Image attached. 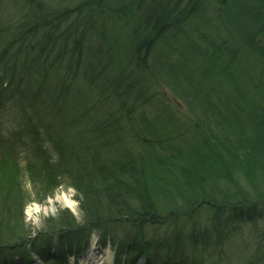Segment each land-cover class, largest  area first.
I'll return each mask as SVG.
<instances>
[{"label":"trees","instance_id":"trees-1","mask_svg":"<svg viewBox=\"0 0 264 264\" xmlns=\"http://www.w3.org/2000/svg\"><path fill=\"white\" fill-rule=\"evenodd\" d=\"M67 1L0 0V103L16 97L27 133L55 152L39 149L47 173L31 172L32 191L46 201L68 181L84 218L60 209L42 231L128 226L132 262L168 264L136 229L207 216L172 264H264V0ZM174 176L183 187L167 190ZM15 196L0 198V245L23 254ZM49 249L32 250L53 264Z\"/></svg>","mask_w":264,"mask_h":264},{"label":"rangeland","instance_id":"rangeland-1","mask_svg":"<svg viewBox=\"0 0 264 264\" xmlns=\"http://www.w3.org/2000/svg\"><path fill=\"white\" fill-rule=\"evenodd\" d=\"M8 2H11V0H6ZM49 1V0H47ZM59 1V2H58ZM64 3V0H62ZM21 2V1H20ZM56 5L59 4L61 5V0H55ZM77 0H68L67 4L69 5H73V3H76ZM22 4V2H21ZM65 4V3H64ZM26 5V4H25ZM56 5H52V8H55ZM15 8V7H14ZM210 10V9H209ZM1 14V13H0ZM18 19H20V16H18V14H20L19 12L16 13ZM87 14H83L80 18L83 20L86 17ZM111 17L112 15L109 14ZM3 14L0 15V19L3 18ZM88 16V15H87ZM113 18V17H112ZM119 20V18H116ZM3 21V20H2ZM97 17H94V21L93 24L90 26H94V28H98L97 26H100L102 28H105L108 25V22L110 21L109 19H104V21L100 20V22L97 24ZM128 24V23H127ZM130 25H126V27L128 28ZM76 33V37L78 39H84L87 38L88 34L85 33L84 31H82V29H80V31H78L77 29L75 30ZM126 36V35H125ZM8 40L6 39V37H0V42L6 43ZM91 41V40H90ZM104 45V44H103ZM102 45V46H103ZM167 53V52H166ZM163 89H165V87H162ZM165 91L167 92V94H169L170 96V91L169 89H165ZM13 93V92H12ZM25 103V102H23ZM68 105L71 106V103L68 102ZM20 107L19 103H15V102H11L10 104V109H8L10 112H8L7 114L4 115H0V129H5L6 131H8L9 129H12V131L16 132V130H22L23 129V122H20V120H18L16 118V114L14 115V111L17 110ZM70 110V109H69ZM66 113V108H60L59 109V113ZM6 131H2L1 133H5V135H8V137L12 138V140H7L9 147L11 148L13 145L14 148L19 149L20 151V157L18 158V160H22L24 159V154L26 152V150L31 151L28 148V145L30 144V137L28 135L22 136V137H17V138H13L14 136H11V134L6 133ZM14 132V133H15ZM13 133V134H14ZM2 135V134H1ZM39 138H41V136H39ZM20 139H23L24 141V145L18 143L17 141H19ZM33 159V158H32ZM11 164H13L14 166H10ZM29 167L22 169L19 168V166L17 165V163H14L13 161H8L4 164H0V178L2 177V182H6L11 176L14 177L13 178V183L12 185H10V183L7 181L5 184L1 183L0 185H2V189L0 190V198H2L3 196H5V193L7 194H11L13 195L14 193H16V189L17 191L23 195V199L24 202H16V201H20L18 198H16L15 196V203L17 208H23V215L25 217V221H26V227L28 228V230L31 232L29 236H31L32 234H41L43 232H40L44 226L45 223V219L47 217H52L55 216L58 211L60 209L62 210H66V212H72L74 214L75 217H73L75 220H78L80 222H83L84 218H82V214L80 213V208H79V199H78V193L76 191V189H74L71 186H68V181L67 183L65 182L61 187H59L55 192L54 195L52 197H49L46 201H42V200H38L37 197H39L40 199H43V197H41L40 195L37 196V193L32 191V187H31V175H29L27 173V169ZM34 176V175H33ZM175 177V176H174ZM167 183H165L164 186L170 185L171 187H173L174 185L176 186H180L183 187L182 185L184 184V182L182 181L181 178H177L175 177V180H171V178H167ZM163 185V184H162ZM14 189H11L13 188ZM185 187V186H184ZM167 190H168V186H167ZM169 192L167 191V194ZM170 196L175 197L176 195L174 192H171ZM22 199V201H23ZM83 199V198H82ZM14 200V199H13ZM67 200H70L71 203H67ZM105 199H102V201L104 202ZM26 201V202H25ZM107 202V203H106ZM103 206L107 209L108 207L110 208L109 205V200L106 201ZM25 204V205H24ZM39 207L38 209H36V207ZM16 207L14 209H16ZM13 210V209H12ZM22 210V209H21ZM207 213V211H205ZM3 214H5V212H3ZM21 214V212H20ZM204 214V213H203ZM4 219L7 218V220L9 219V221H12L14 219L17 218V216L15 215V212L9 214L8 216H4ZM184 218V217H182ZM182 218H178V217H172L170 218V221L179 229H181V233L178 232L175 228L173 227H168L166 228V235L167 239H164L162 236L163 234H158V235H154L151 233H146L147 237L145 236L144 233H142L143 231L140 232V239H143L144 243H147L149 245H151L153 247V249H155L157 252H163L166 251V255L170 258L175 259L176 257H179L182 253L184 249H188L190 248V246H192V237L190 236V231L187 230L189 229V227H195V226H190V225H197L198 227H203L206 225V221H208L210 218H208L207 216L204 217H200V219L197 218H191V219H184V220H180ZM84 223H81L80 226H78L77 228H70V229H65L68 231H73L75 234L74 237L72 238L70 235L67 236L68 238L62 242V243H57L56 240H53L52 243H55L56 247H60V248H65L64 246H67L69 244L70 241H78L77 245H82L83 248H86L87 246L83 244L85 243V237L88 236V233H90L91 231H86L85 230H80V228H85V226L83 225ZM249 228L245 227L244 228V232L246 233L247 230ZM63 230V231H65ZM124 229L121 228H117L114 227V232L113 235H115L117 238L116 240H120L123 238H121V231H123ZM76 231V232H75ZM99 233L100 231L97 230L93 233L92 238L90 239L91 243H94L97 241V239L99 238ZM185 233H189L188 235H186ZM98 234V236H97ZM90 235H92V233H90ZM37 236V235H36ZM247 236V235H246ZM59 238V237H58ZM152 240H149V239ZM243 239L244 237H240V239ZM130 239H132L130 237ZM178 239H180L182 242L178 245H175V241H177ZM191 239V241H190ZM154 240V241H153ZM170 241L169 246L167 249L164 250V245L165 241ZM89 241V243H90ZM44 240H40L39 243H41L40 245H38L39 247L42 246ZM46 243V242H45ZM132 242H127V244L130 246ZM122 245V250H128V247L126 244L121 243ZM253 244V241H251V245ZM49 245V244H47ZM49 249V247H46V249ZM5 250V249H4ZM110 253V255L113 254L114 250L112 248H110V250H108ZM50 252V249H49ZM87 252V251H86ZM241 254V252H239ZM86 253L84 252L81 256H84ZM100 256L105 255L103 253H98ZM114 257V256H113ZM90 258L91 257H83L81 258L82 262L81 264H91L90 262ZM48 259V258H47ZM71 259V258H70ZM231 259L233 260V258L231 257ZM236 260V259H234ZM71 262L73 263V260H71ZM215 262V261H213ZM111 264H113V262L110 261ZM207 264V262H206Z\"/></svg>","mask_w":264,"mask_h":264},{"label":"bare ground","instance_id":"bare-ground-1","mask_svg":"<svg viewBox=\"0 0 264 264\" xmlns=\"http://www.w3.org/2000/svg\"><path fill=\"white\" fill-rule=\"evenodd\" d=\"M67 203H71V201L70 200H67ZM39 207L37 206L36 207V209H38ZM92 236H93V234L92 235H90V236H88V238H87V241L89 242L90 241V239L92 238ZM121 238H124V235H122L121 234ZM123 240L122 239H120V242H122ZM90 243H91V241H90ZM94 246H96V247H98V249H101V247H104V246H106V245H108L107 243H104L102 240H99V239H97V241L96 242H94V243H92ZM106 254H108L109 255V253L108 252H106ZM103 262H105V260H104V258L103 257H100V258H96L95 260H94V262H93V264H103Z\"/></svg>","mask_w":264,"mask_h":264}]
</instances>
